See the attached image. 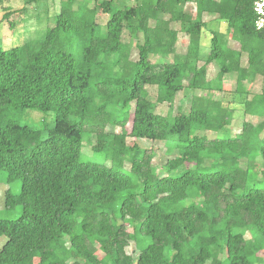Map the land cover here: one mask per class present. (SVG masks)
<instances>
[{"label":"trees","instance_id":"obj_1","mask_svg":"<svg viewBox=\"0 0 264 264\" xmlns=\"http://www.w3.org/2000/svg\"><path fill=\"white\" fill-rule=\"evenodd\" d=\"M189 1L195 12L186 9ZM254 2L137 0L119 7L114 0H62L42 36L0 46V173L21 180L5 205H22L19 217L0 218V264L264 261V87L244 85L264 76ZM18 11L7 8L0 23ZM99 12L108 15L105 24ZM209 21L225 22L226 30L209 29L200 65ZM125 31L137 40L136 59ZM211 63L219 68L215 87ZM232 74L235 87L226 89ZM148 86H156V100ZM213 88L222 95L196 93ZM186 90L188 110L178 106L173 118L156 112ZM236 109L261 120L244 119L239 132L218 135ZM27 110L54 112L53 124L21 123L17 116ZM87 136L95 137L91 154ZM128 137L163 141L175 155L160 169L153 147ZM257 158L261 176L253 171ZM132 243L137 257L128 251Z\"/></svg>","mask_w":264,"mask_h":264},{"label":"rangeland","instance_id":"obj_2","mask_svg":"<svg viewBox=\"0 0 264 264\" xmlns=\"http://www.w3.org/2000/svg\"><path fill=\"white\" fill-rule=\"evenodd\" d=\"M85 1V0H80ZM116 5L119 7H123L125 5H133L137 2V0H114ZM62 0H41L40 2L36 4H26L24 0H0V21L2 20L4 12L7 11V8H11L13 10H18V12H14L9 20H5L2 23H0V46L4 47L6 49H10L13 46L21 45L25 41H27L30 38L34 37H40L44 34L48 24L52 23V20L54 16L58 13L60 9ZM22 8V9H21ZM186 9L190 12H195V5L194 2H188L186 4ZM206 20H210L211 17H206ZM97 20L101 24H105L108 20V15L99 12L97 15ZM11 22L13 24H11ZM210 23L207 24L205 28V32L203 33L202 37V59L199 61V64H203L206 55L209 52V45L211 40L210 30H220L225 31L226 30V23L223 21H209ZM173 27L179 28V24L174 23L172 25ZM187 38L186 34L183 32L179 33V47L178 50L180 52L185 51V47L183 45V41ZM124 39L126 41H130L133 50H132V58L136 59L138 57L137 53L138 50L136 48V42L137 40L134 38H131L128 31H125L124 33ZM142 40V39H141ZM232 43V40H230ZM160 56H152V60H159ZM247 56L246 53L243 56V61L246 64ZM219 68L215 63H211L208 66V79H210L213 82V86L215 87V78L217 75ZM236 75H228V77L225 78L224 81V87L226 89H234L235 87V79ZM244 85L249 88L250 90L254 92H260L262 88L264 87V76L258 74L255 77H253L252 80H248L244 82ZM149 96L151 99L156 100L157 97V90L156 86H148ZM198 94H203L205 96H217L220 97L222 95V92L218 91L217 89L213 88L211 90L203 89L196 91ZM192 96V91H185V92H179L177 94L176 100L173 104H169L167 102L164 103H158L156 106V112L168 115L170 118H173L175 114L177 113L178 106L182 107L183 110H188L190 107V99ZM230 99H225L224 104L233 106L229 104ZM237 102L240 101V96H236L235 99H233ZM237 104L234 102V105ZM55 117L54 112H43L38 110H27L22 113H20L17 118L18 120L23 124H28L32 127L41 128L45 123L46 120L49 125L53 124ZM244 119L252 120L253 122H258L261 119L257 117L247 116L243 117L241 116V111L237 110L235 111L233 117L230 119L228 125L224 128V130H221L218 135L221 134H235L241 130V124ZM127 130H130V125L127 126ZM108 131L111 132H120L121 128L119 126H112L109 125ZM200 133H205L202 129L199 131ZM209 135L214 137L216 133L214 132H207ZM95 141V137L87 136L86 137V144H85V151L88 154L92 153V144ZM127 141L129 144H133L134 142H137L141 146L146 147H153L155 151V156L153 158V165L162 169L163 164L167 161L168 158L174 157V153H168L166 151V145L163 141H149V140H136L132 137H128ZM261 159L257 158L253 167L254 173H256L258 176H261ZM21 189V180H15V181H8L6 174L4 172L0 173V218L3 219H15L20 216L22 212V205H17L15 208H9L5 205V195L7 191H10L12 193H19ZM247 236H250L249 233ZM5 237H2L0 239V247L2 245L3 240ZM128 251L133 253L135 257H137L139 250L136 248L135 244L132 243L128 247ZM264 264V261L261 263Z\"/></svg>","mask_w":264,"mask_h":264},{"label":"built area","instance_id":"obj_3","mask_svg":"<svg viewBox=\"0 0 264 264\" xmlns=\"http://www.w3.org/2000/svg\"><path fill=\"white\" fill-rule=\"evenodd\" d=\"M254 12L256 15V27L258 29L264 30V0H255Z\"/></svg>","mask_w":264,"mask_h":264}]
</instances>
